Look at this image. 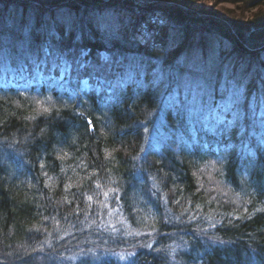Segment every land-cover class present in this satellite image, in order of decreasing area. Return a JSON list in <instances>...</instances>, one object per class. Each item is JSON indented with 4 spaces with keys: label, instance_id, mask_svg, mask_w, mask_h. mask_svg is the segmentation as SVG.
Listing matches in <instances>:
<instances>
[{
    "label": "trees",
    "instance_id": "16d2710c",
    "mask_svg": "<svg viewBox=\"0 0 264 264\" xmlns=\"http://www.w3.org/2000/svg\"><path fill=\"white\" fill-rule=\"evenodd\" d=\"M158 1L0 0V264H264V0Z\"/></svg>",
    "mask_w": 264,
    "mask_h": 264
},
{
    "label": "bare ground",
    "instance_id": "6f19581e",
    "mask_svg": "<svg viewBox=\"0 0 264 264\" xmlns=\"http://www.w3.org/2000/svg\"><path fill=\"white\" fill-rule=\"evenodd\" d=\"M157 5L163 6L165 4H164V2L159 0ZM156 11L160 14V18L154 16L156 14ZM140 12L141 13H139V16H140L139 19L136 16H135V18L133 17L134 20L138 19L136 21V24L134 27L135 41H140L139 39L143 35L144 36V43L146 41L148 43L147 49L149 48L151 50L152 54L158 59V61H160V64H168L169 62L176 61L179 63V64H176L178 66L179 65L186 66V67L192 66V68H195V66H197V64H196V62L198 61L197 59L192 60V62H188L187 63L188 65H186L187 60L183 56H181L179 58V60L177 58H175L174 54H171L172 48L174 46H170V45L166 44V42L168 41L167 40L168 35L170 33L173 32V33L177 34L178 28L184 29V26H183L184 23L182 21H179V23H176L175 28H173L172 25L169 24L168 27H171V28L168 30V33H166V29H167L166 25L168 23H167V18L162 11L156 10V8H154L153 6H148L145 9L141 10ZM156 20H158V22L161 24H156ZM157 25H161L163 27L157 26ZM158 27H160L159 31H158ZM207 30H208L207 28H204V31H207ZM148 32L150 34V37L148 40H146L147 36H149ZM145 33H146V35H145ZM229 34H230V32H229ZM109 41H111L113 43H118L117 41H119V40L115 36H110ZM108 43H110V42H108ZM113 43H111V44H113ZM179 45L181 46V44L176 45V49H178L180 47ZM181 48H182V46H181ZM187 51L189 52L190 48L188 46H184L183 52L187 54ZM158 53L160 55V58H158ZM167 69L171 70L172 67H167ZM186 73H188V72H186ZM151 107L154 108V107H156V105L151 104ZM151 116H152V113H151ZM116 234L117 233H115V232L112 233V235H116Z\"/></svg>",
    "mask_w": 264,
    "mask_h": 264
},
{
    "label": "rangeland",
    "instance_id": "374dc122",
    "mask_svg": "<svg viewBox=\"0 0 264 264\" xmlns=\"http://www.w3.org/2000/svg\"><path fill=\"white\" fill-rule=\"evenodd\" d=\"M208 3V2H207ZM207 5H210V4H207ZM195 6H199V8H200V6L201 5H199V4H196ZM220 7H221V5H219ZM218 6V7H219ZM222 6H224L225 7V9H233V7L232 6H230V5H227V4H224V5H222ZM217 7V8H218ZM205 8H209L208 6H205ZM108 13H110V12H103V13H101V15L103 14V15H107V16H109L108 15ZM155 17H158V18H160V14L156 11V14L154 15ZM156 24H161V23H159L158 22V20H156ZM157 26H161V25H157ZM156 27V26H155ZM159 28V27H158ZM148 34H149V32H148ZM149 37H150V34H149V36H147V39L146 40H148L149 39ZM140 41H144V36L142 35V37L139 39ZM214 46L212 45V47H211V49L213 48Z\"/></svg>",
    "mask_w": 264,
    "mask_h": 264
},
{
    "label": "snow or ice",
    "instance_id": "6c2138e0",
    "mask_svg": "<svg viewBox=\"0 0 264 264\" xmlns=\"http://www.w3.org/2000/svg\"><path fill=\"white\" fill-rule=\"evenodd\" d=\"M62 26H63V25H61V27H62ZM68 31H69V32L71 31V27H70V26L68 27ZM89 126L91 127V121H89ZM42 166H43V165H42ZM147 247H149V248H150V247H151V245H147Z\"/></svg>",
    "mask_w": 264,
    "mask_h": 264
}]
</instances>
